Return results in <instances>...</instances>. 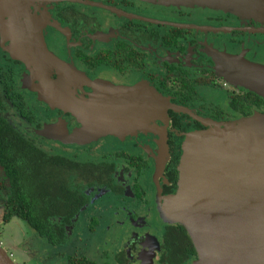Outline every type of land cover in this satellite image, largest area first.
<instances>
[{"label": "flooded vegetation", "instance_id": "1", "mask_svg": "<svg viewBox=\"0 0 264 264\" xmlns=\"http://www.w3.org/2000/svg\"><path fill=\"white\" fill-rule=\"evenodd\" d=\"M215 51L264 65V6L239 14L139 0H0V132L13 166L0 164L1 221L14 186L30 217L62 229L58 244L44 240L49 260L63 252L59 264H195L186 229L161 207L177 190L182 145L213 122L264 112L262 96L220 72ZM40 52L37 68L27 56ZM123 90L156 91L166 113H150L145 130L76 139L72 108L93 111ZM102 221L117 226L103 259L66 251L78 225L93 232Z\"/></svg>", "mask_w": 264, "mask_h": 264}, {"label": "water", "instance_id": "2", "mask_svg": "<svg viewBox=\"0 0 264 264\" xmlns=\"http://www.w3.org/2000/svg\"><path fill=\"white\" fill-rule=\"evenodd\" d=\"M142 1L239 14L264 6V0ZM42 56L40 52L27 58L42 68ZM212 56L221 73L264 98V65L218 51ZM120 93L95 101L98 105L93 111L72 108L81 123L75 130L76 139H95L109 130L116 134L145 130L150 113L162 116L169 106L168 99L156 91ZM61 97L63 103L65 97ZM177 169V190L163 199L162 214L169 223L186 229L197 252L195 264H264V112L256 111L240 121L213 122L189 133ZM0 264H17L1 244Z\"/></svg>", "mask_w": 264, "mask_h": 264}, {"label": "rangeland", "instance_id": "3", "mask_svg": "<svg viewBox=\"0 0 264 264\" xmlns=\"http://www.w3.org/2000/svg\"><path fill=\"white\" fill-rule=\"evenodd\" d=\"M139 1H142V0H139ZM142 2H147V1H142ZM165 6H168V5H165ZM43 46L47 49L45 42ZM30 50H32V47ZM85 109L87 112L89 111L90 109L89 103L85 105ZM30 132H31V129H30ZM105 135L106 136L116 135V130L106 131L104 136ZM93 138L94 137H91L90 140H93ZM80 141L87 142L88 138L80 140ZM1 214H2V207L0 205V217H1ZM104 224H107V223H103L102 221V223L99 226H95L93 232L92 231L90 232L89 230L86 231L85 229H87L88 226L85 224L78 225L76 228V235L79 233H82V235L78 237H74L73 240L70 239V243L66 244V247H65V249H67L66 251H70V252L74 251L76 252L77 255H86L88 258L94 261L95 260L97 261V259L100 261L102 258L101 256H103L101 254L102 253L101 251L102 250L111 251V249H113V247L115 246V245L113 246V239H111L110 237L113 236V232H115V227L117 226L104 225ZM83 232L85 234H83ZM44 240H46V238L40 237L39 235H37L35 230L32 229L25 220L18 218V217H13L9 219L7 222H3L1 221V218H0V244L11 255L12 259L16 263L18 264H59L60 262L59 257H60V254H63V252L55 253L52 256V260H49L51 259V258H48V256L51 255V254L48 255L50 247L47 244V242ZM31 241H33L34 246L31 244ZM40 241L43 243H41ZM22 247H27L28 250L27 249L25 250L29 252H24ZM50 251L52 250L50 249ZM30 252L35 253L38 256L34 254L33 257L29 258L28 253ZM130 255L131 254L129 252L126 253L127 257H129Z\"/></svg>", "mask_w": 264, "mask_h": 264}, {"label": "trees", "instance_id": "4", "mask_svg": "<svg viewBox=\"0 0 264 264\" xmlns=\"http://www.w3.org/2000/svg\"><path fill=\"white\" fill-rule=\"evenodd\" d=\"M1 140L2 136L0 132V164L4 167V170L7 172L10 171V167H12L13 169V166L10 160L9 147L7 143L1 142ZM8 175L10 178L11 174ZM11 176L13 177L14 184L17 185L19 181L18 173L15 171L14 176ZM21 189H15L13 186L12 192L7 195V198L4 201L5 212L3 214V220L7 221L13 216H18L21 219L25 220L27 223H29L30 226L36 231L39 236L47 238L49 240V243L58 244L60 235L64 236L62 229L55 225H45L39 223L38 221H36L39 219L37 218L38 215L34 218L30 217V204L29 201L26 199V192ZM79 262L89 264V262L85 259H79Z\"/></svg>", "mask_w": 264, "mask_h": 264}, {"label": "bare ground", "instance_id": "5", "mask_svg": "<svg viewBox=\"0 0 264 264\" xmlns=\"http://www.w3.org/2000/svg\"><path fill=\"white\" fill-rule=\"evenodd\" d=\"M38 68V67H37ZM60 99V98H59ZM59 101V100H58Z\"/></svg>", "mask_w": 264, "mask_h": 264}]
</instances>
